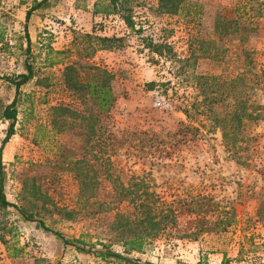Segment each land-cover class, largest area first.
<instances>
[{
  "label": "rangeland",
  "instance_id": "374dc122",
  "mask_svg": "<svg viewBox=\"0 0 264 264\" xmlns=\"http://www.w3.org/2000/svg\"><path fill=\"white\" fill-rule=\"evenodd\" d=\"M94 1L109 3L48 0L32 12L31 26L45 19L38 26L44 51L48 53L50 43L65 51L51 56L65 66L51 69L43 66L48 55L28 54L24 48L26 17L35 1L0 0V75L26 72L28 65L34 70L18 96L16 133L5 144L9 121L0 118V182L9 201L26 215L70 241L83 237L94 244L79 252L26 220L22 211L0 209V264H116L98 256L103 247L96 243L112 241L111 249L123 253L110 224L118 211L131 207L127 201L118 206L110 201L121 193V184L136 183L133 192L156 194L178 209L185 206L180 201L188 203L193 197L204 204L200 211H208V217L225 205H232L236 215L227 231L201 232L197 240L182 237L183 231L161 233L137 256L140 264L157 259V264H199L200 257L205 259L202 264H219L212 255L221 253L229 255L224 264L249 259L264 264V220L258 219V211L264 210V116L242 122L234 149L224 141L222 128L206 116L207 106L226 114L236 101L264 105V0H167L165 7L161 0H118L115 12L96 19L87 11ZM172 8L176 10H168ZM126 16L132 17L133 27ZM101 37L117 40L102 43ZM150 38L171 47L167 56L155 55L156 63L150 60ZM76 61L114 74L117 101L106 130L92 135L89 145L79 119L67 117L70 123L63 132L51 123L54 107L93 106L92 100L65 86V68ZM155 91L168 98L169 108L154 107ZM15 94L0 79L1 109ZM196 101L199 110L191 108ZM185 109L191 110V118ZM127 132L134 134L123 145L109 138ZM129 143L143 144L144 150L126 152ZM4 152L13 157L11 162H4ZM82 158L97 166L94 173L87 164L83 172L100 182L88 187L95 198L80 204L81 182L68 163ZM198 219L181 213L180 229L190 220L193 229L200 228Z\"/></svg>",
  "mask_w": 264,
  "mask_h": 264
},
{
  "label": "trees",
  "instance_id": "16d2710c",
  "mask_svg": "<svg viewBox=\"0 0 264 264\" xmlns=\"http://www.w3.org/2000/svg\"><path fill=\"white\" fill-rule=\"evenodd\" d=\"M34 6L28 11L26 20L27 22L30 19V16L33 11L41 8L46 1L48 0H34ZM108 5L101 6V3L96 5L95 13L101 12L104 14L115 12L118 6V0H108ZM162 3L167 0H161ZM166 3H163L162 6L165 7ZM168 10H176V8L168 9ZM126 22L133 27V21L131 16L124 17ZM26 29V38H27V53L31 54V40L28 33L27 24L25 26ZM102 43H107L111 41H115V38L109 37H101L98 39ZM149 47V55L150 60L153 62H159L156 59L155 55L162 57L167 56V51L171 50L170 45L166 42L155 41V39L150 38L149 43L147 45ZM65 51H54L50 49L48 55V64L53 66L55 63L62 62L63 60L54 61L51 59L52 55H61L63 56ZM34 76V70L31 65L27 66L26 72H20L15 75H0V79H4L10 86H13L16 94L13 101L9 104H6L1 109V101H0V118H3L6 121H9V126L7 129L6 137L3 139V144L7 143L10 138L16 133L15 132V124L18 118V109L17 102L18 96L21 92V87L27 84ZM113 80L114 74L111 73L106 68H103L98 65L89 64L87 62L76 61L73 62L72 65H68L65 68L64 72V82L65 86L68 89H72L77 92H80L83 96L93 101V106L89 108H85L83 110L78 109L77 107L71 108L69 105H61L58 107H54L52 109V113L54 114L52 118V125L59 132H63L68 129L66 128V124L70 123L67 117H73L79 119L83 122V125L86 127V134L88 135L87 145L92 140V137L95 136L96 132L101 129L106 130V119L109 117L112 112L115 103L117 101V95L113 88ZM76 92V93H77ZM197 101L192 103L191 108L194 110H199ZM256 109H259V114L255 115ZM206 111L208 112L207 118L213 123L216 127L222 128V134L224 141L227 144L231 145V148H236L238 146V134L237 128L242 126V122L252 121L256 118H262L264 116V105H258L256 107L255 103L250 100L246 101H236L234 109L229 113L224 114L223 112H215L211 109L210 106L206 107ZM185 113L188 118H191V110L185 109ZM71 126V125H70ZM134 133H123L120 136L110 134L109 138L122 145L124 143L129 142L130 138ZM93 135V136H92ZM150 135H147L148 137ZM120 145V147H123ZM137 145V144H136ZM129 143V146L126 147V152H129L131 149H135V147H141V150H144V145L136 146ZM104 154V153H102ZM106 159L107 157H103ZM108 160V158L106 159ZM0 161H2V154L0 153ZM69 169L74 172L76 177L80 179L81 182V190L79 203L88 202L90 199L95 198L93 192L88 193V187L90 185H95L99 183V179L96 176H90L87 173L83 172L85 169V165L88 164L90 166V171L97 172V166L91 165L89 162H86L82 159H75L73 161H69ZM90 164V165H89ZM92 169V170H91ZM141 181V179L139 180ZM144 181V180H143ZM142 182V181H141ZM139 186L138 183L130 186H126L121 184V193L113 196L110 204L113 206H118L119 204L127 201L131 207L129 212H117L113 216V220L110 224V231L115 232V238L117 239V243L123 248V253L113 251L111 249L112 241L110 243H103L98 240L96 245H102L103 249L98 252V256L103 260L108 262L116 263V264H140L141 259L138 258V255L144 254L147 249L152 245V239L160 235L161 233H165L168 230H176L180 232H184L182 237L193 238L195 240L198 239L201 232L209 233L216 232L220 233L223 231H227L229 226H231L236 221L235 209L232 205H225L221 208V211H218L217 215L208 217V211H203L201 213L200 209L203 210L204 204H202L199 198H190L188 203L184 201H180L181 204L187 206L185 209L181 207L180 209L175 208L173 203H166L161 197L156 194L147 193L146 195L137 194L133 192L132 189L134 187ZM118 188V187H116ZM264 204V203H263ZM193 205V207H191ZM15 208L19 212L22 210L9 201L7 194L5 192V185L3 179L0 182V209H8ZM199 210V211H198ZM186 212L190 219L193 218V215L198 216V225L200 228L193 229L189 224L192 222L189 221V224L180 229V215L181 213ZM26 220L37 222L41 227H44L47 230H50L52 234L56 237L62 239L66 245L73 244L76 246V249L79 252H86L87 246L94 245L93 243L88 242L83 237L74 238L72 241L66 239L65 235L60 231H56L46 227V224L42 220L34 219V217L30 215H26L23 211L21 212ZM260 217L258 219L264 220V210L260 208L258 211ZM202 219H201V217ZM196 219V218H195ZM204 219V220H203ZM208 219V220H206ZM193 220V219H192ZM205 223L208 224L207 227ZM90 253V251H88ZM17 255V254H13Z\"/></svg>",
  "mask_w": 264,
  "mask_h": 264
},
{
  "label": "crops",
  "instance_id": "0c3cea01",
  "mask_svg": "<svg viewBox=\"0 0 264 264\" xmlns=\"http://www.w3.org/2000/svg\"><path fill=\"white\" fill-rule=\"evenodd\" d=\"M38 1H41V0H38ZM98 3H100V1H96V2L94 1L91 5H89L87 7L88 14H90L91 16H93L95 19H96L97 16H101V18H102V15L103 16H107L106 14L101 13V12L95 13V11H96V5ZM35 11H38V10H35ZM40 22H45V19H39L38 21H35L34 24H33V26H31L30 20H29V22L26 21L27 28H28L27 30H28L29 37H30V40H31V52L33 53V52L36 51L35 54L43 53V55L44 54L47 55L50 52V49H53L54 51H56L58 47H56V44L55 43H52V44L50 43V45L48 46V53L44 51V48L42 47V42H41L43 40L42 39V34L40 33L42 30L38 27V26H40ZM27 45H28V43H27ZM27 45H26V47H24V48H26V52H27ZM43 66H45V68L46 67L47 68L49 67L51 69H53V68H56L57 69V68H63L65 66V64L63 62H59V63H55L53 66H51L50 64H48V59H47V62H46V59H45L44 60V63H43ZM12 159H13V157H11V156H9L7 158L6 155H5V152H4V162H7V161L8 162H11ZM228 256L229 255L228 254L226 255V253L213 254L212 255V260H214V259L217 258L216 260L219 262V264H224V258L225 257H228ZM200 258L198 259V261H199V264H202L201 262H203L205 259L204 258L203 259H200ZM157 260L156 261L155 260H152L151 262H153V264H154V262H155V264H157L158 263ZM210 260H211V258H210ZM161 262L163 263L164 260H162ZM164 264H173V263H171V262H167L166 263V261H165ZM211 264H213V263H211Z\"/></svg>",
  "mask_w": 264,
  "mask_h": 264
},
{
  "label": "built area",
  "instance_id": "2783aa9c",
  "mask_svg": "<svg viewBox=\"0 0 264 264\" xmlns=\"http://www.w3.org/2000/svg\"><path fill=\"white\" fill-rule=\"evenodd\" d=\"M154 107L159 109H167L171 106L168 98L160 91L154 93ZM243 264H255L251 259L247 260Z\"/></svg>",
  "mask_w": 264,
  "mask_h": 264
}]
</instances>
